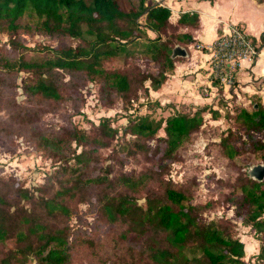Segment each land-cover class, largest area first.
<instances>
[{"label": "trees", "instance_id": "16d2710c", "mask_svg": "<svg viewBox=\"0 0 264 264\" xmlns=\"http://www.w3.org/2000/svg\"><path fill=\"white\" fill-rule=\"evenodd\" d=\"M170 15L169 7L147 0H0V33L7 35L0 43V105L5 103L14 126L26 129L30 141L55 165L35 188L0 174V264H71L76 254L92 250V231L70 222L72 215L80 219L81 203L95 213V221L118 228L115 240L123 247L119 253L95 250L96 264H250L244 259V242L235 234L236 222L226 216L204 218L210 201H195L190 183L167 175L178 148L200 130L202 113L208 110L216 118L217 108L204 103L189 112L175 111L163 125L148 114L129 116L122 143L116 149L112 145L113 154L102 151L118 134L110 116L88 129L37 124L63 99L77 96L78 81L65 83L63 73L94 80L105 105L117 98L129 105L161 87L183 58L170 56L174 38L186 44L198 41L183 29L198 24L197 13L183 11L176 21ZM25 31L73 39L35 51L21 37ZM263 44L264 34L258 51ZM138 55L152 68L136 63ZM113 58H120L122 65L109 63ZM256 58L254 54L252 61ZM19 71L25 72L21 86L28 106L15 102ZM213 71L211 84L223 91ZM66 85L76 94H63ZM248 97L254 98L250 108L229 112L243 126L242 134L229 128L219 140L228 159L247 149L264 150V102L257 92ZM160 127L164 135L157 134ZM10 129L0 123V131ZM129 158L148 164L126 169ZM235 179L238 188L224 192L222 201L233 205L240 223L253 229L259 241L253 264H264V180L244 172Z\"/></svg>", "mask_w": 264, "mask_h": 264}, {"label": "rangeland", "instance_id": "374dc122", "mask_svg": "<svg viewBox=\"0 0 264 264\" xmlns=\"http://www.w3.org/2000/svg\"><path fill=\"white\" fill-rule=\"evenodd\" d=\"M259 23L260 19L257 20L256 18L255 26ZM149 34L152 36L153 32L149 31ZM21 37L25 44L35 47V51L43 46L53 45L60 40L72 42L73 39L71 37L50 36L38 31L22 32ZM6 39L7 35L1 32L0 43ZM174 41L187 47L189 55L192 54L193 49L188 47L186 41H179L176 38H174ZM133 60L144 68H152L146 64L143 56L138 55ZM108 62L116 66L123 63L120 58H113ZM173 73H175L174 70L170 71L169 77L174 79V75H171ZM24 75L25 72L19 71L15 78L17 86L14 97L15 102L19 105L28 106L29 104L24 100L21 86ZM214 75H216V72ZM69 80H72V82L78 81L76 84L77 96L75 98L66 97L57 109L43 113L40 119L37 120V124H47L51 127L76 124L79 127L88 129L91 124H97L102 117L110 116L112 125L118 128V134L112 140L110 147L102 149L104 154H113L115 150H112V145L116 149L122 143V130L129 116L148 114L157 121H161L163 125L165 118L175 111L189 112L193 106L204 103H208L210 108H217L220 113L216 118L208 110L202 113L204 117L200 130L196 131L189 141L178 148V159L172 162L167 175L174 181L190 183L195 201H210L211 205L204 212V218L226 216L236 222L234 231L244 242V259L253 264L254 256L258 252L259 241L253 235V229L242 225L234 215L233 205L224 203L222 199L224 192L232 188H238L235 178L239 172L247 174L249 164L264 162L262 157L264 150L247 149L241 151L234 158L228 159L221 152L219 140L221 136L227 133L229 128H232L236 134H242L244 131L243 126L229 112L237 110L240 106L250 108L252 106L251 100L254 98L244 97L243 95L239 97L237 91L231 92L229 85L225 84L222 86L223 91H217L213 84L207 85L202 83L201 80H195L188 74V76L182 75L181 78L175 79L176 83L172 85L175 89L173 93L166 97L154 98V96L147 97L142 94L129 105H122L120 98H117L110 105H105L98 98V84L94 80L75 77L71 79L67 73H63V81L67 83ZM231 85H233V81ZM236 86L237 83L233 85V87ZM74 90L66 85L63 94L73 96L76 94ZM5 95L11 97V90H7ZM154 100L170 102L171 105H158L157 101ZM262 101L264 102V100ZM10 113V109L3 102L0 105V123L6 124L11 129L8 133L0 131V174L13 175L24 186L35 188L36 185L44 182L45 176L55 168V165L30 141L26 129L14 126L16 123L9 117ZM157 134H165L163 127L159 128ZM128 136L126 135V137ZM150 143H154V140L150 139ZM237 144L240 145V142L237 141ZM146 164H148L146 161H136L129 158L126 161L125 168L140 169ZM79 206L84 212L78 220L75 215H72L70 222L74 223L75 226L91 230L96 240L93 241L92 250L84 249L76 254L71 264H96L95 254H93L95 250L104 253L113 252L114 250L118 253L121 252L123 247L120 246V241L115 240L118 228L99 220L95 221V213L87 212L84 203Z\"/></svg>", "mask_w": 264, "mask_h": 264}, {"label": "crops", "instance_id": "0c3cea01", "mask_svg": "<svg viewBox=\"0 0 264 264\" xmlns=\"http://www.w3.org/2000/svg\"><path fill=\"white\" fill-rule=\"evenodd\" d=\"M166 5L171 10L172 21H176L183 11L198 14L197 25H186L183 28L191 31L198 41L187 44L193 49L192 54L189 55V49L186 47L187 55L176 61L173 69L175 73L171 74L174 75V79L168 76L161 87L156 90L150 89V96L154 98L166 97L173 93L175 88L172 85H175V79L181 78L182 75L189 74L195 80L211 85L209 74L212 72L213 54L210 48L218 35L227 31L229 24L241 25L252 39L256 38L254 40L256 46L260 36L264 34V0H166ZM256 18L260 19V23L255 26ZM198 44L200 46H197ZM203 46L207 48L206 51L202 49ZM263 59L264 44L260 47L254 62L248 56L239 58L235 70L237 86L230 89V85L229 90L237 91L239 97L241 95L245 97L254 92L253 84L257 82V78L264 75Z\"/></svg>", "mask_w": 264, "mask_h": 264}, {"label": "built area", "instance_id": "2783aa9c", "mask_svg": "<svg viewBox=\"0 0 264 264\" xmlns=\"http://www.w3.org/2000/svg\"><path fill=\"white\" fill-rule=\"evenodd\" d=\"M147 3L167 6L166 0H147ZM197 46H200L199 44ZM213 54L214 68L221 85H231L234 81L235 70L238 66V59L248 56L252 59L258 53L257 47L251 36L241 25L229 24L216 44L210 48ZM253 84L254 92H257L264 100V75L256 79Z\"/></svg>", "mask_w": 264, "mask_h": 264}, {"label": "water", "instance_id": "95a60500", "mask_svg": "<svg viewBox=\"0 0 264 264\" xmlns=\"http://www.w3.org/2000/svg\"><path fill=\"white\" fill-rule=\"evenodd\" d=\"M187 53L188 52L185 46L180 43H175L172 47V52L170 56L171 58L185 57ZM247 174L252 179L262 181L264 179V162H256L249 164L247 166Z\"/></svg>", "mask_w": 264, "mask_h": 264}]
</instances>
